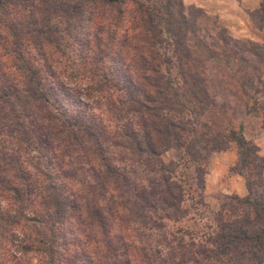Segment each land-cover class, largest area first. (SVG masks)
I'll list each match as a JSON object with an SVG mask.
<instances>
[{"label":"trees","instance_id":"1","mask_svg":"<svg viewBox=\"0 0 264 264\" xmlns=\"http://www.w3.org/2000/svg\"><path fill=\"white\" fill-rule=\"evenodd\" d=\"M186 11L184 0H0V250L15 252L10 264H32V252L38 264H264V156L244 124L213 109L207 64L239 73L255 106L250 90H260L233 41L222 38L220 63L219 45L199 38L204 12ZM252 18L264 28V2ZM240 45L264 60L263 45ZM233 143L231 172L248 195L222 203L206 231L174 232L186 189L179 163L162 156L199 162ZM193 173L202 190L205 168Z\"/></svg>","mask_w":264,"mask_h":264},{"label":"rangeland","instance_id":"2","mask_svg":"<svg viewBox=\"0 0 264 264\" xmlns=\"http://www.w3.org/2000/svg\"><path fill=\"white\" fill-rule=\"evenodd\" d=\"M257 1L256 9L252 8V0H184V5L186 13L191 7L200 8L204 12V16L197 15L198 28L201 30L199 38L202 42L212 47L218 44L219 46L216 47L219 48V53L222 55L227 51L222 38L227 37L233 41L228 50L237 51L245 57L244 60L248 65L242 66L241 72H243V76L245 73H249L251 77L255 76L253 77L256 84L254 86L260 92L251 89L249 97L255 96L259 100V105L255 106L251 100H248V97L244 98L239 88L235 86L239 73L232 72L231 69H226L225 73L209 63L206 74L213 79V82L210 83V93L216 102L213 109L223 112L224 116L234 118L233 128L236 130L239 129L240 123L244 124L245 137L254 141L260 147L261 155L264 156V60L260 61L261 59L247 53L241 49L240 45L241 43L244 45L255 43L264 46V28H260V23H255L252 18L253 13L260 9L264 2V0ZM195 42L196 40H193L192 44L195 45ZM224 57V55L221 56L220 63L226 62ZM259 61L260 63H258ZM233 62L234 60L230 61V64ZM255 67L257 70L253 75ZM233 68L240 69L238 65ZM171 76L178 81L180 77L177 68L171 69ZM253 108H258V111L254 112ZM250 110L251 112H249ZM162 158L168 163L171 160L179 163L176 177L186 189L184 208L187 210V215L178 222L170 223L174 232L179 230L190 233L206 231L222 203H227L233 196L245 197L248 195L244 177L231 172V168L236 165L238 160L237 147L234 143L227 151L210 152L206 159L199 162L192 160L181 151L164 153ZM198 166L204 167L207 172L202 190L194 184L195 174L193 171ZM28 233L33 235H29L33 240H36V235L34 236L32 231H28ZM13 255H15L14 251H11L9 255L0 250V264L4 261L10 264L14 259L11 258ZM16 255L22 257L21 254ZM27 258L32 264H38L39 255L37 252L29 253ZM227 261L228 259L225 258L218 264H231ZM244 264L254 263L244 260Z\"/></svg>","mask_w":264,"mask_h":264},{"label":"crops","instance_id":"3","mask_svg":"<svg viewBox=\"0 0 264 264\" xmlns=\"http://www.w3.org/2000/svg\"><path fill=\"white\" fill-rule=\"evenodd\" d=\"M252 4H253V7L252 8L256 9L257 8V5H258V1L257 0H252ZM254 9H252V10H254Z\"/></svg>","mask_w":264,"mask_h":264}]
</instances>
